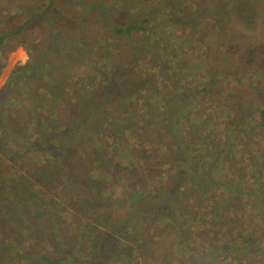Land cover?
I'll return each instance as SVG.
<instances>
[{
    "label": "rangeland",
    "instance_id": "374dc122",
    "mask_svg": "<svg viewBox=\"0 0 264 264\" xmlns=\"http://www.w3.org/2000/svg\"><path fill=\"white\" fill-rule=\"evenodd\" d=\"M83 1L89 3L92 0ZM107 1L113 3L116 0ZM181 1L189 4L191 9L189 8L187 15L179 16L180 20H186L192 24V21L187 19H193L196 15H199L202 19L194 26L197 31L202 33L200 45H198V48L197 46L186 47L185 57L181 58L189 71L188 80L195 88L200 87L202 81L206 78L222 76L227 73L241 74L248 72L257 65L258 60H260V68L264 69V0H165L160 4L156 3L155 7L152 8L148 7L143 0H126V3L115 5V7L124 5L119 10L114 9L112 6L110 10L115 15L123 9L116 16L115 21L118 24H125L129 19H142L152 11L163 10L162 6L171 7V5H175L177 11H181L183 9L180 6ZM214 4L215 7H213ZM47 5L48 0H0V15L5 16V22H10L12 15L16 14L17 9L20 7L24 8L20 13H23L22 15L25 18L35 16V13L37 14L38 9L41 8V13H38L34 20L31 18L32 22L27 24L28 31H25V43L19 44L15 49L7 50L6 57L0 54V104L6 105L8 103L5 110H0V163L5 164L4 167L8 169V172L13 171L7 174L5 178L0 179V264H13L12 262L18 259L21 254L33 255V258L23 261L26 264H41L42 262H39L37 258L40 255L51 258L57 264H65L66 261L71 263L72 260L73 263L71 264H99V261H96L92 255L97 250L95 245L96 243L99 244L101 233L108 229L103 225L107 223L109 215L93 213L91 208L97 205V201L92 202L90 200L97 199V196L106 199L108 193H111L109 186L112 184L114 187L112 197L117 198L120 186H115L114 182L123 181L122 178L118 179L115 175L112 176L109 171L119 166L116 157L110 154V149L118 143L119 138L117 135L110 136L112 137L110 143L106 145L110 135L108 129H112V123L114 127V122H117V120L111 122L113 118L110 121L108 114H104V110L105 113L109 111L105 107L108 106L107 102L111 100L108 90H115L119 79L117 81V78L113 76L110 82L107 72L104 73V77L101 75L103 71L110 70L109 57L107 56L109 55V42L113 43L114 35L107 27L106 21L104 23L100 10L85 8L80 11L83 6L79 3V0H56L50 10H44ZM35 8L37 9L34 10ZM223 9H226V11L222 12ZM48 15H50V22L38 18L39 16L47 17ZM218 16L221 20L218 19ZM110 18L108 17V19ZM216 21H219V28L223 33H219L217 28H212ZM1 22L3 21L0 19V26L2 25ZM45 24L56 27L60 34L51 31L44 32L43 27ZM180 25H182V22ZM183 27L184 24L181 28ZM191 28L192 26L189 24L185 25L187 31H190ZM9 29L13 30L14 28L10 27ZM183 31L184 28L182 32L181 30L171 31L169 22L159 21L156 17L149 19L146 28L139 30L137 36L152 35L153 38L158 36L163 39L166 36L165 34L169 32L173 38L179 39L180 34H185ZM18 37L19 35L15 34L9 45L17 43ZM104 37H107L109 42L105 41ZM46 38L56 39L54 44L57 41L56 45L59 50L51 54L53 48H49ZM178 39L177 41H179ZM166 45H169L168 42ZM168 49H172V46H168ZM168 49L162 51L158 59V69L161 70L162 77L164 75L168 76L164 84L171 88L173 82H177L181 78L184 69L176 65L173 66L175 62L171 59ZM42 50L47 51L49 54L39 61L37 57ZM155 55H157V50H155L153 56ZM38 63L39 67L37 66ZM17 65L21 66L23 70L20 74L18 72L13 82L10 76ZM201 66L206 71L196 72L195 74L191 72V69L197 71L198 67ZM45 74L54 78L56 86L59 87L58 89L49 90L51 87L45 88L47 83ZM229 80V85L225 89L227 95L224 94L226 92H221L224 95H221L220 108L216 109L211 104L202 110L193 112L195 116L187 122L188 126L184 127V133L186 139L191 136L196 141L192 144L194 146L207 144L211 140L214 142L216 138L221 139L220 143L224 145L226 131L232 127L234 128L232 138L236 141L231 150L233 161L227 160V163L231 170L233 163L235 164V172L239 175L236 180L238 193L241 188L244 189L238 197L236 195L237 201L218 209L213 203L220 202V200L214 198L211 191H204L200 187L196 188L192 183L189 184L190 181L188 182V180L179 177L177 174L174 175L180 168L179 164H172L169 168L166 163L154 164L149 162L146 165L147 167L151 168V164L156 166L152 171V175L144 169L145 179L136 181L130 176H125L124 180L128 181L129 179L131 181L130 185L133 184L134 187H138V190L144 192V194L147 192L145 189L152 188L150 196L147 197L152 198L154 196L158 197L159 192H162V180L172 177L177 183L172 193V204H181L180 206L183 205L189 209L195 206L197 199L205 201L207 204L205 205L206 209L200 215L204 222L219 221L224 232L234 233L244 239L246 235L259 237L260 240L257 239V241L261 247V252L257 254L258 257L253 260L252 264H264L263 219L257 216L255 221L251 222L250 217H244L248 211H254L253 206L248 204L250 202L246 189L250 191L253 186L258 187L253 179H250L251 163L257 159L259 153L264 155V149H262L264 129H260L252 136H249L251 132H248V127L253 125L252 121H258L259 119L256 113L252 114L256 110L252 108L250 103L254 100L256 92L264 90V78L262 76L258 77L252 83L247 79L249 85L241 84L230 78ZM68 84L73 86L67 88ZM178 84L180 85V82ZM240 85L245 87L241 88ZM4 87H8L5 89L10 94L7 98H5V92H2ZM34 89L43 90L45 93H34ZM93 92H95L93 99L89 100V96L86 98L87 94ZM258 96L261 101L260 97L263 96V93L258 94ZM45 98L49 99V103L44 102ZM92 100L96 101L98 105H103V107H92L94 112L89 124L91 127L90 133L85 134V131L80 129L73 134L65 128L61 132L58 141L46 142L41 139L36 143V146L37 149H43L47 152L46 155L39 150L30 152V150L25 149L27 148L26 141L28 137L26 132L33 128L32 121L34 122V117L49 119L50 117L46 116V113L51 117L52 114H56L53 122L58 121L57 123L60 124V121H67L70 115L78 114L80 108H90L89 102ZM51 103L55 107L48 110ZM198 105L202 106V103H198ZM117 106L121 107V103ZM194 106L196 107V104ZM210 107H213V109L210 110ZM119 111H121V108L119 110L115 109L116 113H119ZM100 113H103V120H109L106 125L100 122L103 121L100 118ZM5 114L7 117L9 116V125L2 124L7 119ZM49 121L48 123H50ZM118 122L122 123L121 121ZM256 123H254V126H256ZM160 125L163 127V124L160 123ZM199 128L200 130H198ZM40 131L41 137L50 133L45 129H40ZM125 131L127 138L128 129ZM83 133L88 139L91 138L92 148L106 147L108 150L98 152V156L93 157L91 147L87 146L85 148L86 156L83 157L84 164H82V167H86L85 171L79 168V163L66 161L69 172L64 177L67 171V168L64 167L62 175L58 174L57 177L61 180L58 182L64 187L61 191L62 185H57L52 180V171L40 168L39 164L59 158L53 154L58 150H62L67 143L74 142V137L82 139L84 137ZM197 133L203 137L197 139ZM206 138L207 142H205ZM127 141L133 143L132 139L127 138ZM257 141L258 144H256ZM60 143L62 147L59 149L57 146ZM82 148L83 146H79V144L74 147L73 153L76 157L79 158V151ZM115 149L113 148L112 151H115ZM222 150H226V145L222 147ZM195 153L197 154L196 150ZM168 155H170V152H168ZM65 156L66 154L63 157ZM150 157L149 155L148 158ZM93 158L100 159L99 168L96 170L93 169L94 166L88 167L92 164H86L89 159ZM201 160L199 165L205 167L206 162H203L205 160L203 158ZM89 161L92 162V160ZM29 164H32L31 170ZM104 168L109 170L104 172ZM79 172L81 173V179H79ZM15 175H19L17 178L20 179L21 183L16 182ZM181 180L184 181L178 183ZM28 181L31 182L30 187H27ZM248 186L250 189L247 188ZM233 192L228 191V193ZM44 194L48 195L49 201L46 202L42 198V196H45ZM19 195L21 197L28 196L33 201L40 200L42 205L48 207L49 216L41 219L39 229L33 227L35 228V234L32 239L28 237L30 226L26 222H24L25 225L20 226L14 217V214L18 211L16 203ZM208 195L213 197L212 201L208 200ZM141 196L143 195L140 194ZM143 199L146 198L142 197L141 200ZM149 202H152V200ZM79 203L83 205L79 207ZM82 209H88L89 213H82ZM151 215L149 212L144 211L139 217V222L143 223V226L148 229L150 228L149 231L154 232L155 235L152 236V239L156 242V247L158 246L156 249L163 256L169 248L173 236H166V230L159 229L157 221L153 220V217H150ZM220 217L226 220L224 222L226 227L220 221ZM136 222L138 223V221ZM120 233V235H116V238L121 243L128 244L131 248L139 246L141 250L140 255H136V259L131 264H165L164 258H160L158 254L150 255L148 253L146 258L147 240L145 238L148 235L146 232L129 235L122 230ZM124 236L128 237L125 241L122 240ZM102 248L107 250V245L105 244ZM92 250L93 252L90 254ZM231 252V249H228L225 253L226 256L227 254L231 255ZM261 254L263 255L260 256ZM34 255H37V257ZM167 255L169 257V254ZM173 255L176 257L174 259L169 257V262L166 258V261L170 264H196L195 261L185 260V258L179 257L178 254ZM52 260L51 264H54ZM233 261L224 257V259H217L215 264H224L225 262L232 264ZM238 261L239 264H243V262H240V258ZM203 264L212 263L207 261Z\"/></svg>",
    "mask_w": 264,
    "mask_h": 264
},
{
    "label": "trees",
    "instance_id": "16d2710c",
    "mask_svg": "<svg viewBox=\"0 0 264 264\" xmlns=\"http://www.w3.org/2000/svg\"><path fill=\"white\" fill-rule=\"evenodd\" d=\"M143 1H145L148 7L152 8L155 7L156 3L160 4L165 0ZM55 3L56 0H48V5L44 10H50V7ZM79 3L83 6L80 11H83L85 8L100 10L104 23L106 21L107 27L110 32L113 33V43L109 42L107 37L103 38L110 43L109 55L107 56L109 57L108 63L110 70L103 71L101 75L104 77V73L107 72L108 80L110 82L112 81L113 76L117 78V81L119 79L117 88L115 90H108L111 100L107 102L108 106H106L105 109H109V111L105 113L106 111L104 110V114H108L110 121L113 118V121L111 122L117 120V122H114V127L112 123V129H108L110 135L106 145L110 143V138H112L110 136H115L116 134L119 140L117 145L114 144L110 149V154L113 157H116L119 166L114 170L104 168V172L109 170L112 176L115 175L118 179L122 178L123 181L114 182L115 186H120L117 198L112 197V191L114 188L112 184L109 186L111 193H108L106 199L97 196V199L90 200L92 202L97 201V205L94 208H91L93 213L96 212L98 214L109 215L107 223L103 225V227H107L108 229L101 233V240L99 244L96 243L95 245L97 246V250L94 252L92 250L90 254L93 252L92 256L95 257L96 261H99V264H131L132 261L136 259V255L140 254L141 250L139 249V246L131 248L130 245L123 244L116 238V235H120V232L123 230L129 235H134L138 232H146V234H148L145 238L147 240L145 248L146 253H149L150 255L158 254L160 258H164L165 264H170L168 263L169 257L170 259L176 257L173 254H178L179 257L185 258V260H193L196 264H203L207 261L215 264L217 259H224V257L231 261L234 260L232 264H239V258L240 262H243V264H252L253 260L258 257L257 254L261 252V247L258 245L257 241V239L260 240V238L254 235H246L244 239L234 233H229L227 231L224 232L219 221L204 222L200 215L205 211V205L207 204L201 199H197L195 206L190 207L189 209L183 205L180 206L181 204H172V193L177 185L172 177L162 180V192H159L160 195L158 197H149L151 199L147 197L150 196L152 188L145 189L147 192L144 194V192L138 190V187H134L133 184L130 185L131 181L129 179L128 181H125L124 179L125 176H130L136 181L145 179L146 176L144 174V169L148 174L152 175V171L156 166L151 164V168L147 167L146 165L147 163L149 164V162H153L154 164L166 163L169 168L172 164H179L180 168L174 173V175L177 174L179 177L188 180V182L190 181L189 184L191 185L192 183L196 188L200 187V189L204 191H211L214 198L220 200V202L213 203L218 209L237 201L236 198L244 189L241 188L238 193L236 180L239 175L235 172V164L233 163L231 170L227 163V160H232L231 150L236 141V139L232 138L234 128L227 129L228 131L225 133L226 140L224 145H221V139L219 140L216 138L214 142L211 140L207 144H198L194 146L192 144L196 143V141H194L191 136L186 139L184 127H187V122L191 121V118L195 116L193 112L202 110L207 105L210 106L211 104H213L216 109L220 108L221 95H227L225 89L229 85V78L244 85H249L247 79L252 83L258 77L262 76L264 78V69L260 68V60H258L257 65L248 72L241 74L227 73L222 76L206 78L202 81L200 87L195 88L191 84V81L188 80L189 71L181 58L185 57L184 51L186 47L197 46L198 48V45H200L202 33L197 31V28L194 26L202 19L199 15H196L193 19H187L191 20L192 24L186 20L182 21L179 19V16L187 15L189 8L191 9V6L186 4L185 1H181L180 6L183 7L181 11H177V6L175 5H171V7L162 6L161 8L166 11H152L148 13V16L142 19H129L125 24H118L115 21L116 16L119 15L123 9L115 15L111 13L110 9L112 6L114 9L119 10L124 5L121 7H115V5L117 3H126V0H116L113 3H109L107 0H92L89 3L79 0ZM215 6L216 5L214 4L213 7ZM36 9L37 8L34 10ZM22 10H24L23 7L17 9L16 14L12 15L10 22H5V16L0 15V19L3 21L0 26V54L3 57L7 56V50L15 49L19 44L25 43V31H28L27 24L32 22L31 18L34 20L38 16L37 14L41 13L40 8L38 9L37 14L35 13V16L33 15L31 18H25L22 15L23 13H20ZM224 11H226V9L222 10V12ZM214 13L219 14L218 12ZM108 17L111 18L108 19ZM156 17L159 21L169 22L171 31L181 30L182 32L184 28L183 32H185V34H180L179 39L173 38L172 34L169 32L165 34L166 36L163 39H160L158 36L153 38L152 35H147L145 37L140 35L138 37L137 32L146 28L149 19ZM38 18L39 20L42 19L46 22H50L51 20L50 15L47 17L39 16ZM218 19L221 20L220 16H218ZM181 22L182 25L184 24L183 28H181ZM187 24L192 26L190 31L185 29V25ZM10 27L14 29L10 30ZM212 28H217L219 33H223L219 28V21H216ZM43 29L44 32L51 31L52 33L60 34L56 27L54 28L47 24H45ZM15 34L19 35L17 43L9 45ZM58 35L56 36L59 38ZM177 39L179 41H177ZM55 40L56 39L46 38V43L49 48H53L51 54L59 50V47L56 45L57 41L54 44ZM167 42L169 45H166ZM168 46H172V49H168ZM166 49L169 50L168 52L171 59L175 62L173 66L176 65L177 67L184 69L181 78L177 82L174 81L171 88L164 84V81L168 79V76L164 75L162 77L161 70L158 69V59L162 51H165ZM155 50H157V55L153 56ZM48 54L47 51L42 50L37 59L40 61L47 57ZM37 66L39 67V63ZM22 70L23 68L21 66L17 65L14 67L10 76L13 82L18 75V72L20 74ZM204 71L206 70L202 66L198 67L197 71L196 69H191L193 74ZM207 72L209 73V71ZM46 75L47 74H45V80L47 83L45 88L51 87L49 90L58 89L59 87L56 86L54 78H51L48 75L47 77ZM179 82L180 85L178 84ZM244 85H240L241 88ZM72 86V84H68L67 88H71ZM5 88L8 87H4L2 92H5V98H7L10 94ZM222 91L226 93L221 94ZM35 92L39 94L45 93V91L40 89H34V93ZM257 93H263V96L260 97L261 101ZM88 96L89 100L91 98L93 99L95 92L87 94L86 98ZM44 102L49 103V99L45 98ZM89 103L90 108H80L78 114L74 116L70 115L67 121H60V124L57 123L58 121L53 122L56 114H52L51 117V115L46 113V116L50 117L49 119L34 117V122L32 121L33 128H30L29 131L26 132L28 137L26 141L27 148L25 149L30 150V152H37L39 150L46 155L47 152L43 151V149H37L36 146V143L41 139L46 142L58 141L60 134H62L61 132H63L65 128L69 129L73 134L77 133L80 129H83L85 134L90 133L91 127L89 124L91 122L92 113L94 112L92 111V107L102 108L103 105H98L94 100ZM119 103H121V107L117 106ZM198 103H202V106L198 105ZM7 104L8 103H6V105L0 104V110H5ZM195 104L196 107L194 106ZM250 105L256 110L252 112V114L256 113L259 117L258 121H252L253 125L248 127V132H251L249 136H252L254 133L260 131V129H264V90L256 92L254 100H252ZM54 107V104L51 103L48 110H52ZM119 108H121V111L116 113L115 109L119 110ZM140 108L141 110L138 111ZM209 109L211 110L213 107H210ZM5 116L7 117L6 114ZM100 118H103V113H100ZM9 120L8 116L2 124L9 125ZM48 120H50V123H48ZM109 120H103L100 122H102L103 125H106ZM158 120L160 122H157ZM118 121H121L122 123H119ZM255 122H257L256 126H254ZM160 123L163 124V127H161ZM40 129H45L48 132L50 131V133L41 137ZM126 129H128L127 138L133 140L132 144L127 141ZM198 130H200V128ZM83 136L82 139L74 137V142L67 143L62 150H58L53 154L59 158L39 164L40 168L52 171V180H54L57 185L60 184L58 181H61L59 178L57 179L58 174L62 175L64 167L67 168L66 161L79 163V168L84 169L85 171L86 167H82V164H84L83 157L86 156L85 148L87 146L91 147L93 157L98 156V152L108 150L106 147L92 148L93 142L91 141V138L88 139L84 133ZM196 136L197 139L203 137L199 133H197ZM262 140H264V137H262ZM205 142H207V138ZM78 144L79 146H83L79 151V158L73 153L74 147H77ZM256 144H258V141ZM225 145L226 150L223 151L222 147ZM61 147L62 144L60 143L57 148L60 149ZM113 148H116L115 151H112ZM262 149H264V145ZM195 150L197 151V154L195 153ZM168 152H170V155H168ZM65 154L66 156L63 157ZM149 155L151 156L150 158H148ZM201 158L205 160L203 162H206L205 167L199 165L202 161ZM256 158L257 159L251 163L252 167L249 170V175L250 179H253L258 187L255 188V186H253L250 190L251 192L246 189L250 202L248 204L253 206L254 211H248L244 217H250L251 222H254L257 216L261 217L263 219L262 228L264 229V155L259 153ZM89 160H92V162ZM89 160L86 164L92 165H89L88 167L94 166V170L99 168L98 163L100 162V159L93 158ZM93 161L95 162L93 163ZM230 163L232 164V162ZM4 165V163H0V179L3 177L5 178L7 174L13 172H8V169L4 167ZM29 165L31 170L32 164ZM68 172L69 170L67 168L64 177ZM243 173L240 174L242 175ZM80 174L81 173L79 172V179H81ZM14 177L17 183H21L20 179L17 178L19 175H15ZM183 181L184 180H181L178 183ZM30 185L31 182L28 181L27 187H30ZM61 185L62 184H60V186ZM247 188L250 189L249 186ZM63 189L64 187L62 185L60 190L62 191ZM229 190L234 192L228 193ZM140 194L143 196L140 197ZM44 195L45 196H42V198L46 200V202L49 201L50 199L48 195ZM142 197L146 199L141 200ZM240 197L244 198L242 196ZM212 198V196L208 195L209 201H212ZM151 200L152 202H149ZM82 205L83 204L79 203V207ZM16 206L18 211L14 214V217L17 219V223L20 226L25 225L24 222L30 226L28 237H31L32 239L35 234V228L39 229L41 227V219L49 216L47 211L48 207L42 205L40 200L33 201L28 196L21 197L20 195L17 198ZM58 207L59 206L57 205V208ZM144 211H146V213L149 212L150 215L152 214L150 217H153V220L157 221L159 229L166 230V236H173L172 240H170L172 247L169 244V248L165 251L163 256L159 250L156 249L158 246L156 247V242L152 239V236L155 235L154 232H152V230L149 231L150 228L148 229L143 226V223L139 222V217ZM81 212L89 213L88 209H82ZM136 221H138V223ZM220 221L225 226L224 222H226V220L223 217H220ZM126 239H128V237L124 236V239L122 240L125 241ZM105 244L107 245V250L102 248ZM228 249H231L232 252L231 255L227 254L226 256L225 253ZM252 252H255L256 254ZM167 254H169V257ZM34 256L37 257V255ZM31 258H33V255L31 254H21L19 255V258L12 263L26 264L25 262L23 263V261ZM37 258L39 259V262H42L41 264L52 263V259L50 258V260L44 255H40ZM166 258L168 262L166 261ZM20 259H22V261H20ZM53 263L57 264L55 261H53ZM71 263H73V260ZM71 263L69 261L65 262V264ZM224 264L230 263L225 262Z\"/></svg>",
    "mask_w": 264,
    "mask_h": 264
},
{
    "label": "flooded vegetation",
    "instance_id": "af4514ba",
    "mask_svg": "<svg viewBox=\"0 0 264 264\" xmlns=\"http://www.w3.org/2000/svg\"><path fill=\"white\" fill-rule=\"evenodd\" d=\"M147 254H148V253H146V258H147Z\"/></svg>",
    "mask_w": 264,
    "mask_h": 264
},
{
    "label": "clouds",
    "instance_id": "9594fccd",
    "mask_svg": "<svg viewBox=\"0 0 264 264\" xmlns=\"http://www.w3.org/2000/svg\"><path fill=\"white\" fill-rule=\"evenodd\" d=\"M140 254H138V256H139Z\"/></svg>",
    "mask_w": 264,
    "mask_h": 264
}]
</instances>
